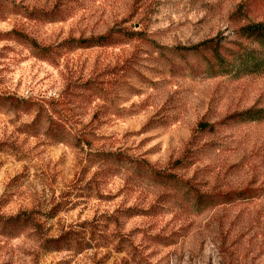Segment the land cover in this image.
<instances>
[{
	"label": "rangeland",
	"instance_id": "rangeland-1",
	"mask_svg": "<svg viewBox=\"0 0 264 264\" xmlns=\"http://www.w3.org/2000/svg\"><path fill=\"white\" fill-rule=\"evenodd\" d=\"M261 21L264 0H0V264H264V120L229 118L264 107V75L208 77L170 50L249 43ZM63 235L80 244L42 246Z\"/></svg>",
	"mask_w": 264,
	"mask_h": 264
},
{
	"label": "trees",
	"instance_id": "trees-1",
	"mask_svg": "<svg viewBox=\"0 0 264 264\" xmlns=\"http://www.w3.org/2000/svg\"><path fill=\"white\" fill-rule=\"evenodd\" d=\"M27 15L30 18L35 16L33 12H28ZM41 17L45 20L49 19L53 21H61L65 18V16H62L61 12L57 9L45 11ZM7 34H9V32L4 33L3 35ZM239 34L242 38L247 39L249 43H244L238 40L223 42V39L214 37L189 47L171 48L170 50L185 58V67H191L192 71H200L208 77H244L248 75H264V21L250 22L243 25L239 30ZM12 37L28 45L37 57L43 59L49 58V47L40 45L36 39L29 37L27 34L22 32H13ZM118 43L116 34L113 30H111L97 37L83 38L79 40L70 39L65 42L64 45L72 49L112 46ZM186 54L198 59L196 66L190 63ZM88 89L91 90L92 88L88 87ZM1 96L2 95H0V99H2ZM11 99H13L11 103L15 106L22 103V101L16 100L15 98ZM235 116H238V119L240 120L243 119L250 122L263 121L264 107L251 108L243 112L236 113L229 118ZM105 154L106 156L110 155V153ZM145 163L147 164L148 162ZM150 173L154 172L150 171ZM159 176L162 181H177L179 183H184L185 186H189L183 180H180L170 174H159ZM235 195L241 196L242 192H229L225 195H212L208 197L207 203L214 204L217 201L219 203L229 202L237 197ZM218 197L222 198L217 200ZM194 198L198 207H202V204L205 200H207L201 198L200 194H196V197ZM20 222L21 220L19 222H15V224L18 225ZM67 236L63 235L58 238L47 239L43 241L42 246L48 250L60 251L70 249L73 245L78 243L80 244L78 240L69 237V235Z\"/></svg>",
	"mask_w": 264,
	"mask_h": 264
}]
</instances>
